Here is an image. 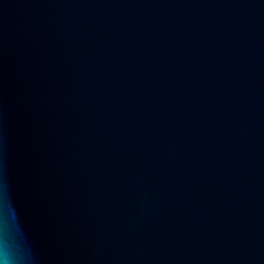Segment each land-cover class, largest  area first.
<instances>
[{
  "label": "water",
  "instance_id": "95a60500",
  "mask_svg": "<svg viewBox=\"0 0 264 264\" xmlns=\"http://www.w3.org/2000/svg\"><path fill=\"white\" fill-rule=\"evenodd\" d=\"M0 264H264V0H40L0 64Z\"/></svg>",
  "mask_w": 264,
  "mask_h": 264
}]
</instances>
